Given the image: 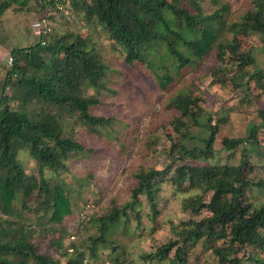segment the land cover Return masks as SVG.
<instances>
[{
	"label": "trees",
	"instance_id": "obj_1",
	"mask_svg": "<svg viewBox=\"0 0 264 264\" xmlns=\"http://www.w3.org/2000/svg\"><path fill=\"white\" fill-rule=\"evenodd\" d=\"M31 1L41 17L48 14L50 26L53 12L65 10V15L79 16L87 26H100L120 47L125 64H143L162 91L181 77L185 67L212 58L216 62L212 70L215 82L227 79L230 65L234 68V87L249 90L250 82H254L258 89L264 88V69L258 67L252 50L240 48L242 38L254 35L264 44V0H252V7L236 20L230 5L217 0L209 14H204L199 0L190 7H177L174 0H0V19L12 6H17L12 11L18 13ZM37 39L33 46L11 50L13 62L0 87V264H61L40 254L33 237L38 231L53 236L55 227H62L72 214L66 185L58 174L68 158L83 152V146L66 134L63 114L74 115L94 132L110 124V119L90 114L97 99L88 91L99 93L104 88L108 67L88 39L79 34L53 35L52 27L50 33ZM167 107L176 112L170 122L173 137L169 138L177 154L175 160L180 163L173 170L172 183L179 191L184 190V184L197 186L200 194L183 199L181 207L192 214L204 210L207 215L174 227L175 239L143 259L149 264H187L194 248L191 246L200 241L210 246L218 264H240L238 254L248 246L264 252V204L253 206L243 200L249 183L246 154L237 166L205 165L214 156L218 132L211 126L204 137L192 133L191 125L198 123L200 109L194 90L179 89L168 99ZM260 114L264 117V110ZM190 142L193 148H187ZM242 143L254 146L253 131L244 141L222 140L228 150ZM21 150L35 162L36 174H27L19 163ZM170 168L135 174L129 200L94 218L96 234L83 246L73 244L71 252H61L59 257L65 264H82L86 255L95 259L100 248L113 249L109 238L124 218L129 220L128 210L141 204V198L150 209L149 219L154 221L160 184ZM51 171L55 173L47 176ZM27 222L35 223V228ZM221 241L226 244L212 245ZM53 245L60 248V241ZM113 261L121 263L118 257Z\"/></svg>",
	"mask_w": 264,
	"mask_h": 264
},
{
	"label": "rangeland",
	"instance_id": "obj_2",
	"mask_svg": "<svg viewBox=\"0 0 264 264\" xmlns=\"http://www.w3.org/2000/svg\"><path fill=\"white\" fill-rule=\"evenodd\" d=\"M193 1L174 0L173 4L190 7ZM213 1L199 0L204 14L213 10ZM217 1L230 5L235 20L252 7V0ZM13 8L17 6H12L0 19V87L6 70L10 68L7 62L11 50L30 47L38 42L31 28L33 22L41 17L37 5L31 1L18 13L13 12ZM65 14L67 10L53 12L52 34L86 37L108 67L104 88L99 93L89 90L88 94L97 99V103L90 108V114L110 119V124L94 132L74 115L63 114L66 134L83 146V152L68 158L64 168L59 171L58 176L65 183L72 204V214L64 219L62 227H55L53 236L40 234L39 231L34 235L33 242L40 254L65 264L59 254L71 252L73 244L83 246L90 236L96 234L92 222L94 218L109 213L115 207H122L129 200L136 183L135 174L142 170L160 171L165 166H171L160 184L156 219H149L150 209L141 198V204L128 210L129 220L124 218L115 234L109 238L114 248H100L95 259L89 260L86 255L82 264H115L113 260L117 257L120 264H149L143 256L174 240V227L188 220L198 221L207 215L204 210L192 214L181 207L183 199L200 194L197 186L184 184V190L179 191L172 183L173 170L180 163L175 160L177 154L171 149L169 138L173 137L170 122L176 112L167 107V102L184 87L194 90L200 106L198 123L191 125L192 133L204 137L211 126H215L218 132L213 145L214 156L205 165L237 166L242 154H246L249 166L245 174L249 183L245 187L243 200L253 206L264 204V117L260 114L264 110V88L258 89L254 82H250L249 90L234 87V68L230 65L227 67V79L222 83L215 82L212 70L216 62L212 58L185 67L181 77L175 78L174 83L162 91L143 64L135 63L132 67L125 64L120 47L108 39L100 26L95 23L87 26L81 17ZM240 48L244 52L252 50L258 67L264 69V53L261 52L264 44L260 37L242 38ZM250 131L255 137L253 147L242 143L233 150L223 148L222 140L244 141ZM196 145L202 146L201 143ZM186 146L193 148L195 145L190 142ZM18 160L27 174H36L35 162L26 150L18 151ZM195 163L202 164L198 161ZM54 173L51 171L46 175ZM28 223H31V229L35 228V223ZM58 240L60 248L53 245ZM225 244L221 241L212 245ZM191 247L194 248L189 253L187 264H218L216 256L208 248L210 246L204 242ZM238 258L240 264H264V252L249 246L238 254Z\"/></svg>",
	"mask_w": 264,
	"mask_h": 264
},
{
	"label": "built area",
	"instance_id": "obj_3",
	"mask_svg": "<svg viewBox=\"0 0 264 264\" xmlns=\"http://www.w3.org/2000/svg\"><path fill=\"white\" fill-rule=\"evenodd\" d=\"M48 14L45 17H41L39 18L37 21L33 22V24L31 25V28L33 30V35L36 38H43L45 35H47L48 33H50L51 31V26L48 22ZM41 44L44 45L45 41H43V39L41 40ZM13 62V58L10 55L8 58V65H12Z\"/></svg>",
	"mask_w": 264,
	"mask_h": 264
}]
</instances>
